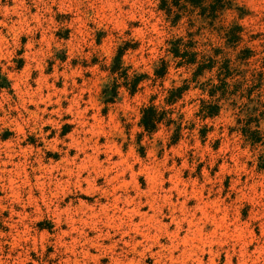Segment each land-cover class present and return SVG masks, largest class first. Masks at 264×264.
<instances>
[{
	"label": "rangeland",
	"instance_id": "rangeland-1",
	"mask_svg": "<svg viewBox=\"0 0 264 264\" xmlns=\"http://www.w3.org/2000/svg\"><path fill=\"white\" fill-rule=\"evenodd\" d=\"M159 3L0 0V264H264V0L213 19L179 0L174 21ZM176 38L228 59L222 96L216 66L177 64ZM148 104L165 111L151 132Z\"/></svg>",
	"mask_w": 264,
	"mask_h": 264
},
{
	"label": "trees",
	"instance_id": "trees-1",
	"mask_svg": "<svg viewBox=\"0 0 264 264\" xmlns=\"http://www.w3.org/2000/svg\"><path fill=\"white\" fill-rule=\"evenodd\" d=\"M185 4H189L193 8H198V13L200 16L208 19H213L217 13L223 8L230 7L232 4V0H183L182 6ZM171 6L179 7V0H160L159 8L164 10L167 15L172 16V20H176L179 16L178 12H174ZM234 30H239V27L235 24L230 26L224 33V36L227 42H233L237 39V35ZM170 46L168 47V51L171 53L172 57L178 58L177 64L181 63H189L195 64V67L192 71V80L195 79L197 75H199L204 69L211 70L213 66H216L215 77L217 82L210 83L207 88L208 95L214 96L216 91H219V94L222 96L224 92H226L227 83L225 78L230 76L231 68L228 64V59L222 58L221 60H216L213 57L208 56L207 58H203L201 60L195 59V52L188 49V44L181 41V38H176L169 41ZM216 54V53H215ZM120 51L115 56V64L111 66V71L114 72L118 67ZM166 62L160 60L158 66L153 69V73L155 76L160 77L163 76L166 72ZM125 78V75L123 76ZM139 80L138 76H135L131 81V91L134 90L136 82ZM209 80H206L202 83V85L208 84ZM186 85L178 86L171 88L168 90V95L164 98L165 102L170 104L173 103L177 98L180 97L181 92L185 89ZM105 91V90H104ZM115 94L114 88H112L111 93H109L106 100H111ZM218 97L215 98V102H210L206 100H200V105L198 108V113L202 118L206 116H213L217 113L219 109V105L216 103ZM164 110H157V108L153 104H148L141 108L140 110V118L139 125L146 131H153L157 124L162 120ZM262 114L264 112V108L260 111ZM259 114V115H260ZM253 116V117H252ZM257 115L248 114L247 117L242 121L241 119L238 122H242L239 129L243 137L249 141L250 143L258 142L262 140V136L260 131L257 128ZM251 121L255 122V128H250L249 123ZM176 138V135H175ZM259 168H264V155L259 156L258 162Z\"/></svg>",
	"mask_w": 264,
	"mask_h": 264
}]
</instances>
